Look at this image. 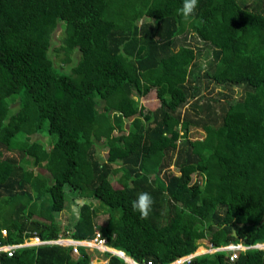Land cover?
<instances>
[{
	"label": "trees",
	"instance_id": "trees-1",
	"mask_svg": "<svg viewBox=\"0 0 264 264\" xmlns=\"http://www.w3.org/2000/svg\"><path fill=\"white\" fill-rule=\"evenodd\" d=\"M182 3L0 0V245L19 244L0 264H89L83 247L47 241L96 227L140 263L264 243V0H198L188 18ZM58 24L62 62L79 51L67 72L49 55ZM151 90L159 105L144 111L137 99ZM66 189L82 207L62 231ZM140 192L154 201L147 219L131 207ZM182 264H264V250Z\"/></svg>",
	"mask_w": 264,
	"mask_h": 264
},
{
	"label": "rangeland",
	"instance_id": "rangeland-1",
	"mask_svg": "<svg viewBox=\"0 0 264 264\" xmlns=\"http://www.w3.org/2000/svg\"><path fill=\"white\" fill-rule=\"evenodd\" d=\"M52 41H51V46L49 48V55L51 57V59L53 60V63L60 67L61 70L67 72L70 70V67L75 64V62L78 60L79 58V51L78 49H74L71 52V56H70V61L68 63H64L62 62L63 58H64V52L62 50H56L59 43H60V39H61V24H58L55 31L53 32L52 35ZM200 46H202V50L201 53L202 55L200 56L201 58H204V56H206V52H207V48L203 45L200 44ZM204 46V47H203ZM208 89H210V87H208ZM217 89L214 87L211 92L213 93L214 91H216ZM244 92V89L242 88H236V90L234 91V95L236 98H239ZM205 93H207L208 95H210V93H208L207 90H205ZM136 98V97H135ZM9 99V98H8ZM7 99V100H8ZM137 99V98H136ZM139 104L144 108V111L147 110H153L155 109L158 105V99L156 98L155 95V91L151 90L149 91L146 95L139 97L138 99ZM9 102V107L10 110H14L17 107L18 104V98H13L12 100L8 101ZM204 135V132L197 129V130H193L192 131V136L194 138H202ZM34 139H39L41 142H43L44 144H46L47 142V136L45 135H39V134H35L31 136ZM106 149L100 150V157L101 159H105L106 158ZM115 164H113L114 166ZM28 166V165H27ZM44 174H47L45 170H41ZM120 172L117 173L116 175L110 176L111 178V182L113 184L114 187H119L120 185L118 184V182L116 181V176H119ZM192 177V182L195 179H198V176H195V174L191 175ZM74 195H75V191H71L69 189H66V198H65V202H64V207L62 208L61 211L57 212L55 214V218L56 220L59 222L60 228L62 231H66L69 230L71 228V226L73 225L74 221L77 218V215L74 213L73 211V206H78L77 203H75L74 201ZM94 207L97 208V214L94 217L95 222L97 223H104V220L106 219V209H104L103 207L99 206V203L97 201H94ZM97 230L100 231L99 228H95ZM101 232V231H100ZM202 249V247H197L196 248V252H202L199 251L198 249ZM103 254H100V256H102ZM92 258V256L90 257V259ZM99 258V257H98ZM101 259V258H100ZM93 261V260H92ZM95 264L96 262L93 261Z\"/></svg>",
	"mask_w": 264,
	"mask_h": 264
},
{
	"label": "built area",
	"instance_id": "built-area-1",
	"mask_svg": "<svg viewBox=\"0 0 264 264\" xmlns=\"http://www.w3.org/2000/svg\"><path fill=\"white\" fill-rule=\"evenodd\" d=\"M2 234H5V230H1ZM49 243L61 244L70 246L74 255L79 254V250L81 247L85 249L87 253L92 256L89 260V264H108L109 258L111 256H116L121 258L125 264H153L151 261L146 262H138L127 256L122 250L112 248L107 244L106 238L102 235V233L94 229V233L91 237L83 238V239H73V238H57L55 240L47 241ZM41 243L39 238L34 236L31 237L30 240L26 241L25 244H37ZM19 247V244H5L0 245V253L5 252L7 256H11L14 253V250ZM203 248L202 252H196L186 254L184 256H179L166 264H182L184 262H189L190 258L194 255L204 253V252H214L216 250H226L228 252L229 260H234L237 258L239 251L250 249V248H258L264 250V243H256V244H242L241 242H231L223 246L213 247L211 244L207 246H200ZM100 254H103L100 256ZM99 257V258H98ZM101 258V259H100ZM93 260V261H92Z\"/></svg>",
	"mask_w": 264,
	"mask_h": 264
},
{
	"label": "clouds",
	"instance_id": "clouds-1",
	"mask_svg": "<svg viewBox=\"0 0 264 264\" xmlns=\"http://www.w3.org/2000/svg\"><path fill=\"white\" fill-rule=\"evenodd\" d=\"M197 3L198 0H183L182 7L178 11L184 18H188L193 14ZM153 203L154 201L150 193L140 192L132 201L131 207L133 211L139 213L141 219H147L152 209ZM80 207H82V205L73 206V211L77 215V217L79 216Z\"/></svg>",
	"mask_w": 264,
	"mask_h": 264
},
{
	"label": "bare ground",
	"instance_id": "bare-ground-1",
	"mask_svg": "<svg viewBox=\"0 0 264 264\" xmlns=\"http://www.w3.org/2000/svg\"><path fill=\"white\" fill-rule=\"evenodd\" d=\"M198 250H199V251H202V249H200V248H199Z\"/></svg>",
	"mask_w": 264,
	"mask_h": 264
}]
</instances>
